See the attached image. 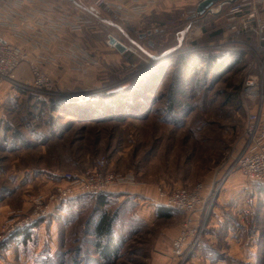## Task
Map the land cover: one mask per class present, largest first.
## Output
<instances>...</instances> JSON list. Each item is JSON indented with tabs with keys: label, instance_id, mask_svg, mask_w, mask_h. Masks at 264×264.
I'll use <instances>...</instances> for the list:
<instances>
[{
	"label": "rangeland",
	"instance_id": "obj_1",
	"mask_svg": "<svg viewBox=\"0 0 264 264\" xmlns=\"http://www.w3.org/2000/svg\"><path fill=\"white\" fill-rule=\"evenodd\" d=\"M194 1L169 0L132 25L122 26L144 51L158 57L151 61L117 29L97 23L85 4L80 7L71 4L74 13L92 22L73 41L98 61L93 67V76L89 75L90 79L72 77L67 81L53 79L48 74L57 90L52 98L55 103L49 109L45 96L27 89L30 79L11 85L21 96L8 98L0 105V236L8 217L30 216L34 198L46 196L64 184L60 178H53L55 174L84 172L93 169L103 158L105 170L131 173L135 183L111 188L108 203L97 213V195L68 200L59 210L36 222L26 241L19 236L0 242V264L169 263L165 258L168 259L171 242L178 234L184 215L173 213L170 217H159L156 189L189 188L198 182L204 185L209 182L219 164L232 162L240 151L245 105L253 109L255 106L244 103L240 96L243 83L240 67L213 81L211 74L198 72L194 74L195 80L204 78L196 84L178 86V90L173 86L179 70L174 58L181 54L195 57L201 44L213 40L210 33L225 29L220 15L202 22L186 21L182 15ZM185 29V34L191 32V39L184 41L183 38L178 50L165 54L177 46V35ZM148 31L161 40L152 50L147 47L150 35L142 41L138 39ZM223 34L219 39L214 37L215 48L211 51H224L219 47L226 46L229 39L239 38L226 31ZM109 35L121 40L131 51L120 54L110 48ZM244 58V66L252 60L251 55ZM158 65L167 66L168 76L154 84L150 92L137 93L136 88L146 74ZM73 82L79 87L74 89ZM1 86L7 87L5 83ZM125 86H131V92L124 94L121 89ZM179 90L184 92L180 94ZM107 92L113 95L103 96ZM74 96L81 98L79 104L68 100ZM118 97L123 101L115 109L109 101ZM37 101H43L44 110ZM57 107L64 112H52ZM71 111L83 113L77 117ZM22 172L25 175L19 178ZM248 186L254 189L258 185ZM260 207L259 204L253 220L244 213L248 219L235 217L228 229L235 233L236 239L248 236L255 228L264 237V209ZM212 209L195 254L202 255L204 246L207 250L217 248L219 252L229 248L224 242L226 228L212 229L209 224ZM101 211L115 215L112 235L117 250L109 259L101 258L95 247L97 240L88 232L90 222ZM209 235L215 236L216 247L210 245ZM261 255L260 264H264V246ZM220 256L223 263L233 264L225 254ZM191 259L188 264H192Z\"/></svg>",
	"mask_w": 264,
	"mask_h": 264
},
{
	"label": "built area",
	"instance_id": "obj_2",
	"mask_svg": "<svg viewBox=\"0 0 264 264\" xmlns=\"http://www.w3.org/2000/svg\"><path fill=\"white\" fill-rule=\"evenodd\" d=\"M72 5L80 7L87 6L88 12L96 16L109 19L121 28L131 24L138 18L143 17L158 0H70ZM204 0H197V4L190 7L182 16L186 21L195 23L207 20L211 16L200 17L196 6ZM229 0H217L209 7L211 12H219L224 21L226 32L233 37H243L247 41L241 44L226 43L220 46L224 51H238L244 55H251V59L242 69L243 83L240 96L244 103H254V109L245 105L246 116L242 128V146L234 160L230 163H220L213 174L212 184L206 189L204 183L198 182L189 188H173L168 190L158 187L157 207L168 209L173 212L182 213L184 219L180 230L171 243L170 258L174 264H188L191 255L199 245L203 229L207 225L210 210L218 193L226 183L230 175L240 172L246 183L258 185L264 188V0H237L232 4L223 6ZM38 3L46 13L55 14L54 19L46 17L39 18L43 29L48 30L51 35L60 30H66L70 37V44L65 49V54L72 64V69L80 74H85L89 69L98 64L95 57L85 53L83 48L73 41L86 30V25L92 24L89 20L74 13L73 8H62L53 6L47 0H0V28H9L16 32L18 21L25 20L28 12L23 10L28 3ZM83 6V5H82ZM38 14V13H37ZM88 24V25H89ZM59 33V32H58ZM57 33V34H58ZM179 35V34H178ZM177 35V39H178ZM191 32L183 34L184 41L191 39ZM252 40V44L251 41ZM59 41V40H58ZM60 45L65 42L59 41ZM65 48V46H63ZM215 46L200 47L202 49H213ZM197 50V49H196ZM198 50V51H199ZM131 51L127 47L126 52ZM56 57L47 56L44 61L33 59L19 44L9 43L0 34V85L9 83L15 85V72L17 68L26 63L30 72V83L28 90L33 94H41L46 97L48 109L52 104L53 97L57 94L53 81L43 69L44 65H52ZM131 86L122 87L124 94L131 92ZM68 99V98H67ZM70 101L81 98L74 96ZM106 161L101 158L93 169L84 172H68L57 175L63 185H58L46 196H38L33 199V208L30 216L18 215L8 217L4 223V231L0 236V242L15 233L30 228L33 229L36 222L45 219L53 212L59 210L65 202L77 197L100 195L112 193L111 188H119L135 183L134 175L131 173L118 174L105 170ZM253 212L248 209L244 214L251 216ZM246 217L243 215L242 218Z\"/></svg>",
	"mask_w": 264,
	"mask_h": 264
},
{
	"label": "crops",
	"instance_id": "obj_3",
	"mask_svg": "<svg viewBox=\"0 0 264 264\" xmlns=\"http://www.w3.org/2000/svg\"><path fill=\"white\" fill-rule=\"evenodd\" d=\"M47 1L50 2L49 4H52L53 6L54 5L61 6L62 8H67V9H69L71 7V4H73L72 1L70 0H47ZM168 1L169 0H158L156 5H154L147 13L149 14L151 11L158 9L159 7L161 8V6L166 5ZM196 4H197V0H195L190 5V7ZM23 10L25 12H28V14L25 20L18 21L17 24L18 30L16 32L12 31L9 28H0V34L5 41L9 43L19 44L25 52H27L31 57H33V59L35 60L37 59L38 61L40 60L44 61L47 56L56 57V62L53 63L52 65L42 66L43 69L53 79L56 80L64 79L69 81V78L72 77H81L83 79L85 78L90 79L89 75L92 74L93 76L94 74L93 68L89 69L85 74L77 73L72 69V64L67 60V58L61 56V54L66 55L65 49H67L68 44H70V37L68 36L66 30H60L58 31L59 33L56 32L53 35H51V33H49L48 30L45 29H43V31L39 30L42 29L41 25L45 26V24H41L39 18H42L44 16L47 19H54L55 14L46 13L43 7L41 5L39 6V4L36 2L26 4ZM133 22L131 24H127V26L132 25ZM58 40L61 42H65V44L60 45ZM63 46H65V48H63ZM28 73H29L28 65L26 63L21 64L15 72V81H19V82L26 80L29 81L31 77ZM88 76L89 78H87ZM5 84L7 87H2L0 85V105L8 98L18 99L19 96H21V95L19 96L17 95L16 91L13 90L12 86L9 83H5ZM73 84H75V82H73ZM77 87L79 86L76 85L74 89H76ZM29 95L32 96V94ZM28 173L31 174V172ZM18 175L20 176L19 178H23L25 174L24 172H22L19 173ZM37 178L38 177H35V180H38ZM209 179L210 181L205 184V186H207L208 188L212 184L213 175ZM30 180L32 181L33 179ZM256 188L257 187L251 189L240 172L236 171L230 175V177L223 185L221 191L217 196V200L214 205L215 207H213L212 209L210 223H209L212 229L221 226L222 227L224 226L226 228L227 234L225 235L224 242L228 243L229 248L224 252L223 251L219 252L217 248L208 251L206 246H204V248L202 249L203 250L202 255L199 252L197 254L194 253L191 259L192 264H225L223 263L222 257L220 256L223 254L226 255L225 258H228L229 260L231 259L230 261L233 264H259L261 262L263 258L261 255V248L262 246H264V237L262 235V232L258 233L257 228H255L256 230L254 229L251 230V234H248V236L246 235V237L243 236L241 238L236 239L237 236L235 235V233H231L230 232L231 230L228 229V227H231L232 224H234L233 221L235 217H237L239 220L240 218L243 217L244 215L243 213H245L248 209L251 208V212H253L251 215L252 220L256 215L257 209L259 208V204L261 205L260 210L263 211L264 197L258 194ZM220 199H222L223 202H220L219 201ZM222 212H225L226 216ZM258 215H260L261 217L262 214L260 213ZM236 225L242 226L243 224L241 225V223H237ZM245 231H247L246 227H245ZM175 236H177V233ZM208 237L210 238L209 239V242L211 243L210 245L216 247L217 245H216L215 236L209 235ZM208 237L206 238V240H208ZM165 259L170 264H174L171 261L170 252L168 255V259L167 258ZM160 263L164 264V261H161Z\"/></svg>",
	"mask_w": 264,
	"mask_h": 264
},
{
	"label": "trees",
	"instance_id": "obj_4",
	"mask_svg": "<svg viewBox=\"0 0 264 264\" xmlns=\"http://www.w3.org/2000/svg\"><path fill=\"white\" fill-rule=\"evenodd\" d=\"M99 24H101V23H99ZM224 31H226V30L223 29L222 31H214V32L210 33V36L213 38V40H210L205 44H201L200 47H207L209 45H213L212 41H215L214 37L216 38L217 36H219L218 39L221 38L224 35L223 34ZM147 38H151V40H148V42H147V47L149 48V50H152V48H154L155 44L157 46H159V43L161 41L159 36L156 37L154 35H150ZM138 39L142 41L145 38L139 37ZM235 39L236 40H233V38H232L229 40L233 44H241V40L247 41V39L243 38V37H239V38H235ZM155 40L157 43H155ZM193 44L197 45L198 43L194 42ZM250 44L253 45L252 42ZM193 56L192 55L189 56L188 54H181V55L177 56L176 58H174V62L177 65H179L178 73L173 78V86H175V89H177L178 86H183V87L188 86L189 83L196 84L198 81H200L204 78L202 76L200 80H198V79L195 80V76H194L195 73L199 72L198 74H200V73L211 74L210 75L211 79H212L211 81H213V80H216V79L222 77L223 75H225L226 73H229L232 70L237 69L239 67H240V71H241V69L244 66V62H245V58H244L245 55L241 52H238V51H211L210 49H205V50H201V51L196 52L195 57H193ZM196 57H198V60L196 59ZM148 60L151 61L152 59L150 57H148ZM167 76H168V69H167L166 65H158V66L153 67L146 74V77L141 82V85H139L136 88L138 91L137 93L142 92V90L144 92H150L153 89L154 84L155 85L159 84ZM148 81L149 82L151 81V83H148ZM136 89H135V91H136ZM148 90H150V91H148ZM170 91H171V88H170ZM183 92L184 91H180L179 93L181 94ZM111 95H113V94L107 92L106 94L104 93L103 96L111 97ZM122 101H123V98L120 99V97H118L117 99H115L113 101H109V103L110 104L112 103L113 107L115 109H117L118 107H120L122 105V104H120ZM42 102L43 101H37V105L40 106V108L42 107V109H43L44 107H43ZM53 110L54 111H52V112H57V113L58 112H60V113L64 112L63 110H60V108H58V107L53 109ZM113 111H117V110H113ZM81 113H83V112L78 111L75 113L74 111H71V114H73L77 117H79V115H81ZM57 175L56 174L53 175V178L54 177L58 178ZM205 187H206V189H208L207 186H205ZM256 187H257L256 189H257L258 194L260 196L264 197V188L259 187V186H256ZM107 196H109V195L108 194H100V195L96 196V202H97L96 203L97 205L95 207L96 213L99 211V209L101 207L105 206L108 203ZM215 202H216V200H215ZM215 202H214V205H215ZM263 202H264V199H263ZM173 213H177V212H173V211H170L168 209L161 208V207L156 208V214L159 217H170V215H172ZM114 220H115V215L110 214V213L105 212V211H101L100 214L98 215L97 219L94 220L93 222L92 221L90 222L91 225H90V229L88 230V232L90 235H92L97 240V242L95 243V247L98 250L97 252L101 256V258H108L109 259V257L111 255H113L115 253V251L117 250V248L115 246V242L113 240V235H112ZM33 226L35 227V225H33ZM31 231H32V229L27 228V229L23 230L22 232L15 233L14 235L9 237L8 239L9 240L10 239H17V237L21 236V238L23 237V240L26 241L25 238L27 236L30 237ZM194 253L191 255V258L194 255ZM56 264H61V263L57 262Z\"/></svg>",
	"mask_w": 264,
	"mask_h": 264
},
{
	"label": "water",
	"instance_id": "obj_5",
	"mask_svg": "<svg viewBox=\"0 0 264 264\" xmlns=\"http://www.w3.org/2000/svg\"><path fill=\"white\" fill-rule=\"evenodd\" d=\"M235 1L237 0H229L225 3H223L222 5L225 6V5H229V4H232L234 3ZM217 2V0H204V1H201L200 3H198V5L196 6V11H197V14L200 15V17H205L207 15H217L219 14V12H211L209 11V7L213 4ZM97 19L102 22V23H105L111 27H114L115 29H117L125 38L126 40L131 43L132 45H134L135 47H137L139 50H141L145 55H147L148 57H150L151 59L153 60H156L158 57L157 56H154V55H150L149 53H147L146 51H144L140 45H138L118 24L114 23L113 21L109 20V19H106V18H102V17H98L96 16ZM191 25V24H190ZM187 26L186 29L189 28V26ZM186 29L183 30L182 34L178 35V43H177V46L174 47L173 49L171 50H168L166 53L170 52V51H176L179 49L181 43H182V40H183V34L186 32ZM150 31H148L146 34H142L140 35L139 37L140 38H143L145 37L146 35H150ZM107 45L110 47V48H113L115 49L117 52H119L120 54H123L126 52L127 50V46L122 43L119 39H117L116 37L112 36V35H109L108 36V40H107Z\"/></svg>",
	"mask_w": 264,
	"mask_h": 264
}]
</instances>
